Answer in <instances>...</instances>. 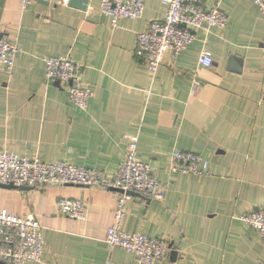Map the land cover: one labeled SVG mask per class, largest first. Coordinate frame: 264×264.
Returning a JSON list of instances; mask_svg holds the SVG:
<instances>
[{
  "label": "crops",
  "instance_id": "0c3cea01",
  "mask_svg": "<svg viewBox=\"0 0 264 264\" xmlns=\"http://www.w3.org/2000/svg\"><path fill=\"white\" fill-rule=\"evenodd\" d=\"M102 0L86 9L63 0H0V36L20 47L0 84V150L45 162L118 171L137 137L138 156L158 170L164 197L132 195L123 230L173 242L158 264H264V240L241 219L264 204V21L254 0L221 2L225 28L175 54L168 50L153 74L136 53L137 34L165 16L161 0H145L141 18L113 28ZM204 50L210 67L199 65ZM47 56L83 65L92 96L86 108L66 86L46 77ZM175 149L201 155L209 173L171 170ZM120 192L79 185L25 191L0 186V209L34 214L43 226L39 264H142L106 241ZM84 199V219L61 215V198ZM176 249L175 256L171 250Z\"/></svg>",
  "mask_w": 264,
  "mask_h": 264
},
{
  "label": "built area",
  "instance_id": "2783aa9c",
  "mask_svg": "<svg viewBox=\"0 0 264 264\" xmlns=\"http://www.w3.org/2000/svg\"><path fill=\"white\" fill-rule=\"evenodd\" d=\"M26 8L31 0H20ZM70 0H63L68 4ZM264 21V0H254ZM165 16L154 19L138 32L136 53L155 74L163 56L171 50L175 54L188 48L196 40V31L206 34L213 29L227 26L228 16L221 2L207 7L203 0H161ZM145 0H102L101 11L111 18L113 28L121 19L134 20L144 15ZM264 50V44H263ZM20 52L17 43L0 36V84L4 75H11L15 59ZM214 63L212 53L204 50L199 65L210 67ZM46 77L66 86L69 100L80 108H86L92 96L90 85L82 78L83 65L70 56H47ZM137 137L132 136L129 149L118 171L109 173L102 169L82 167L66 161L45 162L38 156L22 157L14 151L0 150V184L45 187L49 185H79L99 187L120 192L115 204L114 222L108 227L105 241L110 247L118 246L134 254L142 264H158L169 253L170 240L165 236H149L126 232L123 222L126 205L132 195L140 194L149 200L164 197L165 186L158 178V170L150 162L138 156ZM171 170L186 174L209 173V163L201 155L175 149L171 154ZM59 212L66 217L84 219L88 202L84 199L61 198ZM241 219L255 228L264 240V204L246 212ZM45 238L43 226L34 214L19 216L0 209V264H39L43 261Z\"/></svg>",
  "mask_w": 264,
  "mask_h": 264
},
{
  "label": "water",
  "instance_id": "95a60500",
  "mask_svg": "<svg viewBox=\"0 0 264 264\" xmlns=\"http://www.w3.org/2000/svg\"><path fill=\"white\" fill-rule=\"evenodd\" d=\"M88 3H89V0H70L69 1V4L71 6H74V7L79 8V9H86L87 6H88ZM0 186L1 187H5V188H18L20 190H25V191H28V190H31L32 188H35L33 186H17V185H14V184H0ZM128 193L131 194V195H139V196H141L140 194H137V193H134V192H128ZM141 197H143V196H141ZM170 248H173V242L170 243ZM176 253H177L176 249H172L171 250V254L173 256H175Z\"/></svg>",
  "mask_w": 264,
  "mask_h": 264
},
{
  "label": "rangeland",
  "instance_id": "374dc122",
  "mask_svg": "<svg viewBox=\"0 0 264 264\" xmlns=\"http://www.w3.org/2000/svg\"><path fill=\"white\" fill-rule=\"evenodd\" d=\"M45 187H47V186H45ZM60 213V212H59ZM62 215V214H61ZM161 262V261H160Z\"/></svg>",
  "mask_w": 264,
  "mask_h": 264
}]
</instances>
